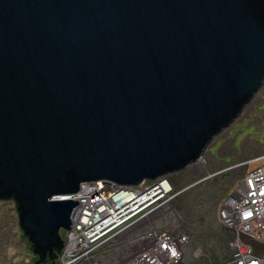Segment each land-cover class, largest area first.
<instances>
[{"label":"water","instance_id":"95a60500","mask_svg":"<svg viewBox=\"0 0 264 264\" xmlns=\"http://www.w3.org/2000/svg\"><path fill=\"white\" fill-rule=\"evenodd\" d=\"M263 85V0H0V198L60 252L64 195L187 168Z\"/></svg>","mask_w":264,"mask_h":264},{"label":"rangeland","instance_id":"374dc122","mask_svg":"<svg viewBox=\"0 0 264 264\" xmlns=\"http://www.w3.org/2000/svg\"><path fill=\"white\" fill-rule=\"evenodd\" d=\"M262 154L264 85L244 105L239 115L214 135L196 164L172 174L175 190H182L177 198L136 228L153 226L187 232L185 264L229 263L233 256L230 243L233 233L220 219L221 203L249 170L248 160ZM146 181L152 183L155 180ZM19 216L13 200L0 198V264H34L38 259L28 246ZM70 228L60 230L64 245L60 252L56 251L57 257L52 258L57 264H63L62 254L67 248ZM128 255L126 247L117 239L75 264H121Z\"/></svg>","mask_w":264,"mask_h":264},{"label":"built area","instance_id":"2783aa9c","mask_svg":"<svg viewBox=\"0 0 264 264\" xmlns=\"http://www.w3.org/2000/svg\"><path fill=\"white\" fill-rule=\"evenodd\" d=\"M258 157L264 158V154L248 160L249 164ZM196 163L197 161L193 162ZM170 176L159 177L152 183L145 181L136 187L120 186L102 180L87 181L81 184L77 192L64 195L62 198L79 200L75 211L86 212L88 221L83 215L79 218L73 215L72 226L67 235V248L62 254L63 264H75L91 257L94 251L112 244L117 239L121 240V244L129 252L121 264H185L187 232L153 226L137 229L141 226L137 225L172 203L181 193L182 190H175ZM123 188L136 197L131 202L135 204L120 214L117 221L110 220L96 231L93 230L94 227L88 228L87 222L93 223L90 216L96 221L105 219L108 212L111 213L123 203H114L110 209L104 204L106 195L111 193L109 190L120 191ZM149 192L151 193L148 195ZM124 193L125 191L111 197H119ZM234 195L238 197L237 200L233 198ZM147 200L148 202L141 205ZM240 203L243 205H238ZM219 216L222 223L233 233L230 241L233 256L226 264H264V160L253 167L250 164L242 180L233 186L230 194L223 199ZM92 230L94 232L90 233Z\"/></svg>","mask_w":264,"mask_h":264},{"label":"bare ground","instance_id":"6f19581e","mask_svg":"<svg viewBox=\"0 0 264 264\" xmlns=\"http://www.w3.org/2000/svg\"><path fill=\"white\" fill-rule=\"evenodd\" d=\"M201 158V157H200ZM200 160V159H199ZM264 160V158L263 157H258V158H255L254 160H252V161H250L251 163V166L253 167L255 164H257V163H261L262 161ZM171 177V176H170ZM146 180H148V179H146ZM146 180H144V181H146ZM143 181V182H144ZM142 182V183H143ZM141 183V184H142ZM140 184V185H141ZM140 185H138V186H140ZM129 187H136V186H129ZM111 193L109 194H107L106 195V200H105V202H104V204L107 206V208L108 209H110L111 207H113V204L114 203H116V204H118L119 202H123L118 208H116L115 210H113L111 213L110 212H108V214L105 216V217H107V218H105V219H102V218H100V220H94V218L92 217V216H90V219L93 221V223H90V222H87L88 224H87V226H88V228H91V227H94L93 228V230H97V229H99V228H103L104 226H105V224L108 222V221H110V220H113V221H117L119 218V216H120V214H122V213H124L126 210H128L129 208H130V206H132L133 204H135V203H133V204H131V202H133L135 199H136V197H134V196H132L133 194H130V193H127L126 191H127V189L126 188H123L122 190H120V191H118V190H115V191H112V190H109ZM123 191H125V193H124V195L123 194H121V196H119V197H111V195L113 196V195H118L119 193H121V192H123ZM103 192H105V190H103ZM152 192V191H151ZM151 192H149L148 193V195L151 193ZM138 197V196H137ZM233 198L235 199V200H237L238 199V197L237 196H233ZM140 200H141V198H140ZM140 200H138V201H140ZM146 202H148V200L147 201H145V202H143V203H141V205L142 204H144V203H146ZM131 204V205H130ZM238 205H240V206H242L243 204L242 203H240V204H238ZM134 210V209H133ZM131 212V211H130ZM126 214H128V213H126ZM73 215L75 216V218L77 217V218H79V216H81V215H83L85 218H86V212H84V211H82V210H80V212H77V210L75 211V212H73ZM93 215H95V214H93ZM73 218V217H72ZM86 221H88V219L86 218ZM90 231V233L91 232H94V231Z\"/></svg>","mask_w":264,"mask_h":264},{"label":"trees","instance_id":"16d2710c","mask_svg":"<svg viewBox=\"0 0 264 264\" xmlns=\"http://www.w3.org/2000/svg\"><path fill=\"white\" fill-rule=\"evenodd\" d=\"M264 1V0H263ZM172 176L173 175H171V180L173 181V179H172ZM5 200H13L14 202H15V197L13 196V195H11V196H9V197H7V198H5ZM16 208H17V206H16ZM20 217V216H19ZM22 229V228H21ZM24 236H26V238L28 239V244H29V246L31 247V249H32V251L36 254V255H44L45 254V256H46V259H47V261H48V259H49V257L48 256H50V252L51 251H58L59 250V248H56V247H53V248H50V249H48V250H42V251H40V252H35L34 251V248H35V245L33 244V242L29 239V235L28 234H24ZM232 236V235H231ZM49 262H46V264H48Z\"/></svg>","mask_w":264,"mask_h":264},{"label":"flooded vegetation","instance_id":"af4514ba","mask_svg":"<svg viewBox=\"0 0 264 264\" xmlns=\"http://www.w3.org/2000/svg\"><path fill=\"white\" fill-rule=\"evenodd\" d=\"M39 257V255H36V257L35 258H38Z\"/></svg>","mask_w":264,"mask_h":264}]
</instances>
